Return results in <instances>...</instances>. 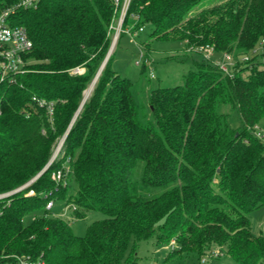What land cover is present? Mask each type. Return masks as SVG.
Wrapping results in <instances>:
<instances>
[{
    "label": "trees",
    "instance_id": "1",
    "mask_svg": "<svg viewBox=\"0 0 264 264\" xmlns=\"http://www.w3.org/2000/svg\"><path fill=\"white\" fill-rule=\"evenodd\" d=\"M201 1L132 0L125 22L150 24L152 37L180 40L187 51L258 53L232 75L211 60L196 62L183 84L152 90V120L141 116L132 81L107 58L113 0H41L17 11L14 23L34 45L28 70L0 82V191L37 178L0 216V264L17 257L137 264V254L126 255L130 242L152 236L173 240V253L264 264V236L251 230V212L264 206V141L252 130L264 126V0H217L191 14ZM79 66L84 72H73ZM33 96L52 101V115ZM222 105L239 112L240 126L230 125ZM53 199L66 200L76 218L89 210L107 216L78 236L46 209Z\"/></svg>",
    "mask_w": 264,
    "mask_h": 264
},
{
    "label": "rangeland",
    "instance_id": "2",
    "mask_svg": "<svg viewBox=\"0 0 264 264\" xmlns=\"http://www.w3.org/2000/svg\"><path fill=\"white\" fill-rule=\"evenodd\" d=\"M215 2L217 0H202L191 14ZM131 18L132 16L123 26L131 33L136 34L132 35L130 32L125 31L117 42L113 44V51L110 54L112 56L111 66L115 72L132 81V92L139 104L141 116L145 114L144 119L152 120L153 116L149 103L152 90L159 87H172L183 84L185 75L190 70L196 69V62H202L206 58L199 50L187 51L186 45L180 40L152 37V25L143 26L141 31L139 30L140 27H137V24ZM257 51L254 54L250 52L246 55L253 57L258 53ZM233 54L236 55L237 61H240V57L244 53ZM142 55L145 56L147 61ZM144 64H146V67L143 71ZM221 110L230 114L228 121L231 126L238 127L241 125L240 115L237 110L230 109L227 105H222ZM61 139L57 142L55 151ZM140 173L141 166L139 164L135 175L139 176ZM69 186L70 191L75 193L76 184L72 179L69 180ZM162 191L164 189L158 188L154 192L159 194ZM66 203V200H54V206L51 211L54 215H59L69 220L73 232L78 236H84L88 225L93 221L107 216L101 210H89L83 217L76 218L72 207H68ZM42 213L43 210L31 212L24 217V222L28 224ZM251 230L255 235L264 236V206L251 212ZM174 249H178V247L173 240L168 244L158 243L156 237L152 236L149 239L138 242L137 245H134L132 240L127 248L126 255L132 252L137 254V264H239L226 253L220 257L209 253L199 256L197 253H173Z\"/></svg>",
    "mask_w": 264,
    "mask_h": 264
},
{
    "label": "built area",
    "instance_id": "3",
    "mask_svg": "<svg viewBox=\"0 0 264 264\" xmlns=\"http://www.w3.org/2000/svg\"><path fill=\"white\" fill-rule=\"evenodd\" d=\"M40 1L41 0H18L12 5H0V82L6 80H9L10 82L16 81L17 75L23 74L28 70L27 65L29 60H26L25 57L33 49V40L31 39L25 26L14 23V16L21 8H36ZM131 1L132 0H113L116 14L113 17L108 30V34L111 37V45L107 57L110 56L111 52L113 51V44L117 42L121 34L125 31L130 32L124 28L123 24L125 23ZM139 30L142 31L143 27H140ZM131 34L135 35L136 33ZM199 51L204 54L206 59L211 60L214 64L218 65L222 71L230 75H232L235 66L239 62V60L237 61L236 59V55L232 52H219L209 45L200 47ZM142 57L145 58L144 55H142ZM249 58L251 57L243 54L240 57V61H246L249 60ZM145 61H147L146 58ZM137 62L139 63V61ZM73 72L82 73L84 72V67H76L73 69ZM32 99L37 103V105L45 107L48 113L52 115L54 106L52 101H47L46 99L38 96H33ZM1 113L2 108L0 104V114ZM253 133L264 141V126H256L253 129ZM62 143L63 140H61L53 157H56L58 154ZM36 178L37 176L14 188L0 191V216L3 215L5 209L11 205L14 197L29 187ZM53 178L57 181H61L64 178L63 171H55L53 173ZM33 193L34 190L30 189L29 191L25 192V195ZM53 206L54 200H50L46 206V209L52 210ZM68 207L71 208L70 205H68ZM72 209H74V207H72ZM15 264H46V262L41 258L17 257Z\"/></svg>",
    "mask_w": 264,
    "mask_h": 264
},
{
    "label": "bare ground",
    "instance_id": "4",
    "mask_svg": "<svg viewBox=\"0 0 264 264\" xmlns=\"http://www.w3.org/2000/svg\"><path fill=\"white\" fill-rule=\"evenodd\" d=\"M91 90H92V87L91 88H89L86 92H85V98H84V100L83 101H85V99H87V97L90 95V93H91Z\"/></svg>",
    "mask_w": 264,
    "mask_h": 264
},
{
    "label": "water",
    "instance_id": "5",
    "mask_svg": "<svg viewBox=\"0 0 264 264\" xmlns=\"http://www.w3.org/2000/svg\"><path fill=\"white\" fill-rule=\"evenodd\" d=\"M107 58H108V57H107ZM107 58H106V59H107ZM104 64H105V61H104V63L102 64V67H101V68H103ZM83 100H84V99H83ZM83 103H84V101L82 102V104H83Z\"/></svg>",
    "mask_w": 264,
    "mask_h": 264
}]
</instances>
